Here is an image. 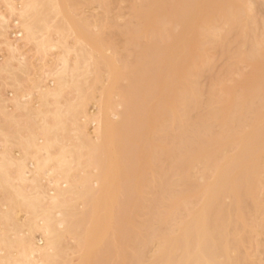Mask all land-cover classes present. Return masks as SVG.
Returning <instances> with one entry per match:
<instances>
[{
    "label": "bare ground",
    "instance_id": "1",
    "mask_svg": "<svg viewBox=\"0 0 264 264\" xmlns=\"http://www.w3.org/2000/svg\"><path fill=\"white\" fill-rule=\"evenodd\" d=\"M114 1L22 0L17 6L6 0L22 39L38 54L55 55L56 69L52 86L37 92L40 103L49 108L35 132L28 124L29 134L21 138L17 122L8 118L17 127L11 133L17 147L24 156L33 154L34 164L30 170L24 160L0 153V264H74L67 256V238L75 243L77 264L256 263L245 249L259 246L255 234L264 229V41L251 44L243 55L251 73L241 77L235 89H227L226 97L215 100L212 105L218 109L190 117L197 102L201 51L215 36H205L202 29L222 23L243 41L251 34L253 42V0L132 3L138 27L123 37L133 59L120 68L95 57V52L111 48L105 31L93 32L97 26L82 17L75 23L66 20L63 34L56 21L65 18L61 6L72 12L86 2L106 11ZM142 37L147 41L141 43ZM224 41L221 37L210 45L223 47ZM4 44L14 60L15 45L6 39ZM4 67L13 69L9 60ZM14 69L23 71L22 63ZM102 71L108 85L98 100V115L90 118L86 103ZM119 81L126 85L117 87ZM112 88L123 107L115 124L105 115ZM79 115L84 124L77 123ZM86 123L96 124V140L88 136ZM69 131L77 142L71 149L61 138ZM158 132H163L161 140ZM0 137H5L3 126ZM82 159L96 175L73 173L82 168ZM145 191L155 195L149 203L143 200ZM69 197L81 200L83 209H70ZM146 209L149 218L138 223ZM18 211L28 215L19 226L14 223ZM23 227L27 234L19 231ZM36 232L41 247L33 241Z\"/></svg>",
    "mask_w": 264,
    "mask_h": 264
},
{
    "label": "rangeland",
    "instance_id": "2",
    "mask_svg": "<svg viewBox=\"0 0 264 264\" xmlns=\"http://www.w3.org/2000/svg\"><path fill=\"white\" fill-rule=\"evenodd\" d=\"M11 1L17 6L19 5V3L22 2V0H11ZM254 1L255 0H253L254 4L252 3L253 5L252 7L257 11L252 9L253 12H251V14L253 13L252 18L254 16V21H255L254 22L255 25L252 28L254 29V34H255V36H253V42L251 40V34L250 36L249 35L247 36L245 41H243L242 39L239 38L237 33L229 32V27L222 23H218V22L214 23L213 27L209 30L204 31V29H202V31L205 33V36L210 34H215V36H213L212 39H210V41H218V39H220L221 37L224 38L225 41L223 47H213L212 45H210L211 42L209 40H208L209 42L206 40L205 51L203 50L205 43H203L204 45L202 44L201 46L203 50L201 52L203 53L201 59L199 60V65H198L200 72L195 80V88L197 90V102H196V107H191L190 109L191 118L203 117L207 114L209 109L217 110L218 105H212L214 104L215 100L220 97H226L227 89H230V91L231 89L232 90L235 89L236 83L241 80V77L251 73L252 68L249 63L243 60V55L248 53L251 44L264 41V3H261L262 1L264 2V0L261 1L256 0L255 2ZM140 2L141 0H115L112 4L108 5L109 7L107 8L106 11L97 4H88L84 2V4H81V6L79 5V9H76V11H73L75 10L74 8L76 6H74V8L72 7L73 9L72 12H74L73 14L70 11L69 7H67L69 9L68 10L65 6L63 8L61 6V10L62 12H64L63 16H65V18L62 16H58V19H56V21H58V25L60 29L63 31V34H64V28H66V24H65L67 22L66 20L70 19V21L72 20L71 23H75L77 20L82 19V17L83 18L85 17L86 20H89V22L91 21V24H95L97 26L96 29L91 28L93 32L105 31L108 39L111 41L110 44L111 48L108 50H103L101 52H95L96 54L95 57L97 60H99L100 58H105L109 61V63L112 62L113 65L120 68L127 61H132L133 59L132 56L133 54H131V50L124 40L126 38L123 36L125 34L124 32H126L128 29L130 28L137 29L138 22L134 18L133 13H131L133 11L131 7H132V3L139 4ZM256 2L257 4H255ZM258 2H260L261 4ZM255 6L256 7L261 6V7L256 8ZM75 12L78 14L77 15L78 17L75 15L76 14ZM50 16L53 17V15ZM2 18H4L5 20L4 23H1ZM63 34L62 36L64 37ZM52 36H53L52 37L53 40L57 39V36L55 34H52ZM5 39L7 41H10L13 44V46L15 45L14 47L16 51H14L12 55L14 57V60L9 59L11 54H9L10 52L4 44ZM72 39H73V35L68 40L70 45L73 44ZM144 41L146 42L147 39L142 37L140 42L144 43ZM85 51H89L88 45L85 46ZM54 53L56 54L55 51ZM55 58L56 56L52 55L51 53H48L46 55L36 53L33 44L28 43L24 39H22L21 30L19 28L18 22L16 21L15 13H12L9 10L6 4V0H0V127L3 126L5 131V137L4 138L0 137V153L6 152L8 156L12 157L13 159L24 160L25 164L28 166L30 170L33 168L32 165L34 164L33 154L24 156L21 149L17 147L16 139L12 137L11 133L15 132L16 130L15 128L18 127L17 131L18 130L20 131L21 138H26L29 134V131L26 129L28 124L32 125L31 131L33 133L35 132L36 127L40 126L42 116L46 114L47 109L49 107L47 108L46 106H43L42 103H40L37 92H39L40 90L41 91L44 90V86L46 84L50 87L52 86V83L50 81L52 79L51 75L56 69ZM8 60L10 61V64L12 65L13 69L6 70V68L4 67L5 61ZM17 62L22 63L23 71L22 70L18 71L17 69H14L17 66ZM100 75H102L101 80L99 83H97V85H94L92 98L86 103L85 112L87 111V115L90 118H93L94 116L98 115L97 108L100 102L99 99L101 98L102 89L108 85L105 71H102ZM121 84L126 85L124 81L123 82L121 81V83L119 81L117 83V87L122 86ZM111 87L112 85L110 86V88ZM116 88L115 90H117ZM86 93H90V92L88 91ZM108 94H109V108H108L109 110H106L105 112V115L107 116L106 118L108 119V121L110 122L112 121L113 124H115L116 122L119 123L120 118L118 114H120L123 110V107L120 103V98L117 95V92L114 91L113 88L110 90ZM68 96L67 99L68 98L71 99L72 96L71 95L69 97ZM15 102L19 103L22 108L17 109L15 106ZM61 103H64V101ZM180 110L182 111L183 107H180L178 112H181ZM2 113L6 115L5 118H3ZM11 117L17 122L16 125L17 127L14 125L12 126V124L10 125V123H8V118ZM76 119L78 120L77 123L79 124L84 122L83 118H81L80 115L77 116ZM6 123H8L9 125ZM84 128L86 129L88 136L91 137V139L96 140V134H95L96 124L86 123ZM9 129L11 130V132ZM70 129L72 130V128ZM158 133L159 134H157L156 136L159 137L161 140L163 138L162 135L163 132L161 133L158 132ZM160 135L162 136V138ZM61 138L64 139V144L68 146L70 149H71V145L77 143L74 140L75 139L74 132H70V131L66 132L63 135H61ZM56 152L57 149L53 150L51 153L55 154ZM83 153L85 154L86 151H83ZM99 156L100 159L103 160L102 153H100ZM81 163H82V168L77 169L73 173H75L76 175H84V174L89 176L96 175L97 173L96 170L85 168L84 166L85 159H82ZM203 181L204 180H199L200 183L201 182L203 183ZM41 183L43 184V186L46 184L44 183V181ZM93 186L94 188H97L95 184H93ZM153 195H154L153 192L152 193L146 192L145 195H143V200L145 201L146 199L147 202L149 203V200L155 197V195L154 196ZM261 195L260 198H262L263 201L260 203L263 205L264 195L263 194ZM1 196L2 195L0 192V199H2ZM68 200H69L70 209H72L73 207L76 208V211L83 209L82 206L84 203H81V200H76L73 199L72 197H69ZM225 200L226 201L224 202H228L229 204L230 201L228 199ZM1 209L2 210L4 209L5 211V206L1 207ZM147 211H148L147 209L145 212L143 210L139 214L140 217L138 216L137 218L139 219L136 220L138 223L140 221L144 222L146 219L149 218V217L147 218V216H149V212ZM180 216L178 215L177 217L179 218ZM27 218L28 215L26 213H24L23 211H18L15 213V220L17 222L15 221L14 223L18 226L20 223H21L20 225H22L23 222L25 224ZM258 218H259L258 220H260L261 216H258ZM177 220L178 219H176V221ZM6 227L7 226H5V228ZM8 229L9 228H7V230ZM20 229L19 231H21V234L22 232L23 234L24 232L25 234H27L26 227H23L21 230ZM255 235H257L256 239L259 241V243H257L259 246L256 247V245H254L253 242L254 246L251 247H254V250H251L250 245L246 246L248 248L245 247L246 248L245 250L246 252H248L249 250L251 251L250 254L253 256V258H255L253 262H256L257 264H264V229H261L260 233H257ZM108 237H110L108 239L109 242L112 236L108 235ZM252 238L255 239L254 234ZM33 241L36 242L35 245H39L40 247L43 246V240L40 233L38 232L34 233ZM65 242L68 246L67 256H69V258H72V260H74L73 261L74 264H77L79 261L78 255L72 254L73 251L72 248L75 245L73 239L67 238ZM103 244L104 247H106L107 244L105 243ZM101 245L99 246V248L97 247L94 249L96 253L97 250L101 249V247L103 246ZM252 252L255 254H253ZM256 254L258 255V257ZM0 255L2 254L0 253Z\"/></svg>",
    "mask_w": 264,
    "mask_h": 264
}]
</instances>
